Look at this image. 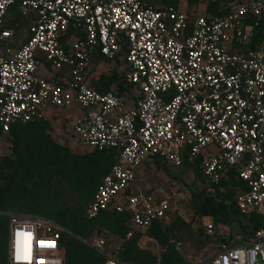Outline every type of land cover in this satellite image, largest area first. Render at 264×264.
Segmentation results:
<instances>
[{
    "label": "built area",
    "instance_id": "2783aa9c",
    "mask_svg": "<svg viewBox=\"0 0 264 264\" xmlns=\"http://www.w3.org/2000/svg\"><path fill=\"white\" fill-rule=\"evenodd\" d=\"M14 2L0 0V127L44 119L49 109L79 110L71 120L79 144L119 154L85 207L88 219L115 210L138 231L163 223L187 193L132 191L136 168L155 158L180 169L183 153L200 157L212 193L225 191L235 169L245 186L238 210L264 215V0L198 1L217 2L223 13L188 12L172 0H19L28 23L19 46L18 22L5 25ZM97 55H120L130 100L90 84L87 65ZM200 219L205 237H229L211 215ZM64 234L51 218L9 213L7 264H65ZM84 242L102 264H125L104 235ZM199 264H264V230L219 242Z\"/></svg>",
    "mask_w": 264,
    "mask_h": 264
},
{
    "label": "trees",
    "instance_id": "16d2710c",
    "mask_svg": "<svg viewBox=\"0 0 264 264\" xmlns=\"http://www.w3.org/2000/svg\"><path fill=\"white\" fill-rule=\"evenodd\" d=\"M178 1L172 0L173 3ZM198 1L188 0V3L191 5ZM18 3L19 0H15L13 4L17 13ZM10 8L5 25H13L9 18ZM206 11L223 13L226 10H218V3L212 2L207 4ZM21 19L26 25V20ZM261 21L264 22V17ZM20 24L18 22L16 28L17 37ZM257 40H260L258 28L253 37V41ZM120 55L116 58L118 65L124 63ZM96 57L102 60L101 56ZM125 70L118 71L117 68L110 75H101L92 86L101 92L114 90L130 100L134 92L132 85L124 79ZM49 120L44 118L26 124H13L7 132L0 127V136H7L11 146L10 156H0V264H7L9 213L45 216L66 228L71 234H64L61 238L65 248V264H102L104 257L84 242L93 232L100 233L102 228L107 231L105 238L112 235L121 239L118 246L112 247L108 242L107 246L111 251H116L119 260L125 264H188L171 239L183 232L182 229L187 225L179 216L167 222L152 223L144 231L155 239L158 254L138 248L136 232L130 238L126 237L131 229L126 224L127 212L104 210L95 218L86 217L85 207L103 175L117 161L118 151L113 148H88L83 153L73 152L68 146L53 140L48 132ZM200 161V157L191 159L187 153H183L182 167L190 168L195 174V180L203 183L200 190L188 185L189 191H185L199 218L211 215L215 223L229 228L228 238L214 236L216 243L226 240L234 244L245 242L257 229L264 230L263 214L252 212L245 215L237 208L236 193L245 188L237 171H229L228 179L224 182V192L216 190L212 193L207 190ZM54 182L65 185L77 194L76 206L67 204ZM79 208H83V212Z\"/></svg>",
    "mask_w": 264,
    "mask_h": 264
},
{
    "label": "rangeland",
    "instance_id": "374dc122",
    "mask_svg": "<svg viewBox=\"0 0 264 264\" xmlns=\"http://www.w3.org/2000/svg\"><path fill=\"white\" fill-rule=\"evenodd\" d=\"M192 5V4H191ZM10 21L11 23L20 22L19 32L17 39L19 41L25 40L27 37V28L28 25L26 21V25L22 22L20 15L16 11L15 5L10 8ZM118 71H122L125 68V64L121 63L118 65L116 61L113 62H95V60H91L88 63V73L91 76L92 80L99 77L101 75H110L113 70L117 69ZM79 110L76 108H66L59 109L50 112V128L48 130L49 134L56 142L68 146L73 152L83 153L88 150V148L79 144V141L71 134V120L72 118L79 114ZM11 155V146L9 142V138L5 135L0 136V156H10ZM141 172L137 175L136 185L141 187L143 190L149 189H159L158 191H165V189H173L176 190V193L180 190H188L187 186L190 188L194 187L195 190H200L203 187V183L195 180V174L190 168H186L185 166L180 169H172L167 166L163 161L159 159L148 158L144 161L143 165H141ZM55 187L60 190L62 196L67 201L68 205L76 206V198L77 194L70 191L65 185L54 182ZM195 185L197 187H195ZM177 209L169 216L164 222L170 221L172 218L181 217L186 222V226L182 229L183 232H179L178 234L171 237L172 241H180L182 243V247L180 252L185 254L187 252L191 255V260H206L212 253H214L216 249V238L215 237H205L202 234V228L200 225V221L197 219L199 216L195 213L194 209L191 207L188 199L178 200ZM81 212H83V208H79ZM189 225L191 227H189ZM195 228H198L200 231L194 233ZM101 229V228H99ZM132 233L136 232L138 236L142 234V231H138L135 229H130ZM198 232V235H197ZM95 232H93L90 237L84 241H88ZM103 233V234H102ZM107 231L105 229H101L100 235H105ZM195 235V237H194ZM107 237V236H106ZM199 237V239H198ZM107 242L110 246H118L121 242V239L116 236L108 235L106 238ZM198 240H202V244L199 243ZM155 248V247H154ZM151 250V248H150ZM152 251V250H151Z\"/></svg>",
    "mask_w": 264,
    "mask_h": 264
},
{
    "label": "crops",
    "instance_id": "0c3cea01",
    "mask_svg": "<svg viewBox=\"0 0 264 264\" xmlns=\"http://www.w3.org/2000/svg\"><path fill=\"white\" fill-rule=\"evenodd\" d=\"M178 3H179V5H181V7L182 8H185L188 12H190L191 10H196L197 9V11L198 12H202V11H204V9L206 8L205 6H207V4L205 5V4H201V5H199V2H197V3H195V4H192V5H190L189 3H188V0H179L178 1ZM205 7V8H204ZM24 42V40L23 41H19V40H17V44H16V46H19L21 43H23ZM94 60H95V62H104L103 61V59L102 60H99L96 56L93 58ZM92 59V60H93ZM87 70H88V65H87ZM91 70V69H90ZM90 70H88V72H90ZM89 80H90V84L91 85H94L96 82H97V78H95V79H93L92 80V78H91V76H89ZM56 110H59V109H56ZM51 111H55V110H52V109H49L48 111H47V115H46V118H50V112ZM76 116V115H75ZM143 163H144V161L136 168V172H135V179H134V182H133V185H132V191H143V192H151V191H157L158 189H149V188H147V189H145V190H143L141 187H139L138 185H136V178H137V175L141 172V165H143ZM165 163V162H164ZM166 164V163H165ZM168 166V165H167ZM202 217V216H201ZM200 217V218H201ZM200 218H197L199 221H200V225H201V227L202 228H200V229H202V234H203V226H202V224H201V219ZM189 227H191L190 225H189ZM196 229H198V228H195V229H193L194 230V233H196ZM198 232H199V234H200V231H199V229L197 230ZM198 232H197V235H198ZM204 236V235H203ZM148 237L149 238H152V239H148ZM194 237H195V235H194ZM139 240V244H137V247L138 248H140V249H147V250H150V248H151V252H153V253H156V254H158V245H157V243H156V241H155V239L151 236V235H149V234H145L144 233V231H142V234L140 235V236H137L136 237V240ZM198 239H199V237H198ZM199 241V243L200 244H202V240H198ZM177 242H180V241H177ZM177 242H174L175 244L177 243ZM217 244V243H216ZM155 247V248H154ZM181 247H182V243L180 242V246L177 248V250L180 252V249H181ZM186 253V255L185 254H183V253H181L180 252V254L183 256V258L186 260V262L188 263V264H199V263H201V262H203L204 260H202V261H200V260H196V262L195 261H192L191 259V255L190 254H188L187 252H185ZM213 254V253H212ZM211 254V255H212ZM210 255V256H211ZM210 256L208 257V258H210ZM207 258V259H208ZM206 259V260H207Z\"/></svg>",
    "mask_w": 264,
    "mask_h": 264
},
{
    "label": "bare ground",
    "instance_id": "6f19581e",
    "mask_svg": "<svg viewBox=\"0 0 264 264\" xmlns=\"http://www.w3.org/2000/svg\"><path fill=\"white\" fill-rule=\"evenodd\" d=\"M22 246V244H19V247ZM24 248L29 250V242L25 243Z\"/></svg>",
    "mask_w": 264,
    "mask_h": 264
},
{
    "label": "snow or ice",
    "instance_id": "6c2138e0",
    "mask_svg": "<svg viewBox=\"0 0 264 264\" xmlns=\"http://www.w3.org/2000/svg\"><path fill=\"white\" fill-rule=\"evenodd\" d=\"M18 258H20V257L18 256ZM24 258H27V257H24Z\"/></svg>",
    "mask_w": 264,
    "mask_h": 264
}]
</instances>
